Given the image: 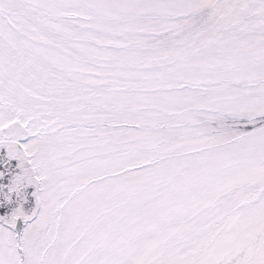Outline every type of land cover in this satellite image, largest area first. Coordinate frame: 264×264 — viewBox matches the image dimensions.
<instances>
[{"label":"snow or ice","instance_id":"snow-or-ice-1","mask_svg":"<svg viewBox=\"0 0 264 264\" xmlns=\"http://www.w3.org/2000/svg\"><path fill=\"white\" fill-rule=\"evenodd\" d=\"M0 264H264V0H0Z\"/></svg>","mask_w":264,"mask_h":264}]
</instances>
